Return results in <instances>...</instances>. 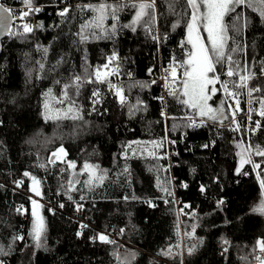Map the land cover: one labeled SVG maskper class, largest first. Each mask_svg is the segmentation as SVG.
Listing matches in <instances>:
<instances>
[{"label": "trees", "instance_id": "1", "mask_svg": "<svg viewBox=\"0 0 264 264\" xmlns=\"http://www.w3.org/2000/svg\"><path fill=\"white\" fill-rule=\"evenodd\" d=\"M151 2L32 0L40 9L28 15L33 31L2 41L0 264H251L264 240V212L254 210L264 192L256 154L264 150V16L247 3L225 15V52L235 63L216 64L212 98L225 118L203 119L180 97L191 9L186 0H154V19L133 23L132 5ZM101 3L127 6L109 8L101 22L86 7ZM163 65L180 78L170 84L169 74L161 94L151 77ZM241 75L251 77L243 87ZM33 177L45 224L39 241Z\"/></svg>", "mask_w": 264, "mask_h": 264}, {"label": "snow or ice", "instance_id": "2", "mask_svg": "<svg viewBox=\"0 0 264 264\" xmlns=\"http://www.w3.org/2000/svg\"><path fill=\"white\" fill-rule=\"evenodd\" d=\"M188 7L191 9V17L187 24V44L191 45V51L187 53V59L183 62V79L181 81L182 85V95L187 97V99L183 100V103L189 105L194 109L199 110V114L201 116L210 115V118L215 120L219 117L216 115V110L212 109L207 105V101L210 98L208 95V86L215 85L218 76L215 75L216 72V64L221 63L223 60L227 59L230 64H234L235 62L232 60V56L228 55L225 52V47L228 43V26L224 23V17L229 12L234 11L235 7L238 5L249 4V6H253L255 4L260 10L261 16H264V0H186ZM22 3L27 7V11H22L20 13L19 19H24L28 15H30L33 11H40L39 8L32 7V0H22ZM127 5H107L101 3L98 6L88 5L86 7L92 8L94 11H99L101 13L99 19L102 22L104 19V13L111 8L113 15L117 9V7H125ZM132 7L138 8L133 23L139 22L143 17L148 16L150 19H154L151 13L147 11L148 9L154 8V0L151 3H139L133 4ZM13 10L11 8H5L2 4H0V20L7 21L8 16H4V13H8L12 19H16L17 17L12 14ZM68 12V8H65L59 14L64 16ZM241 17H237V20H240ZM100 27L98 23L96 25ZM203 27V30L207 33V41L206 44L201 36L200 28ZM23 32L15 33L17 35H23L25 33H30L33 31V28L30 24L24 23L22 25ZM241 29L236 25H233V31H240ZM183 46V45H182ZM238 48L230 49L231 52L238 51ZM215 59V63L213 62ZM238 66V65H237ZM106 67V66H105ZM213 75H209V74ZM236 73L233 71L232 67H229L227 72L228 76H233ZM172 76L173 80L176 79V69L172 67ZM97 78L99 79V70L97 71ZM250 76L241 75L239 77L242 82L239 87L244 86V82L250 79ZM79 79V77H77ZM168 85H166L167 87ZM236 86V85H234ZM67 87V86H65ZM225 92L228 95L235 96V93L229 92L227 83L222 84ZM259 89H252V91H258ZM213 93H215L216 89L213 87L211 89ZM171 95H176V91H170ZM251 94V93H249ZM95 95V93H94ZM121 100L123 101V97L121 96ZM239 105V101H237V106ZM261 107L264 109V101H261ZM221 112L223 109L220 110ZM235 112L233 113V116ZM261 116H264V111L260 112ZM259 127V124H257ZM63 152L61 148L59 150ZM257 155L264 156V151H257ZM53 155H56L53 153ZM245 161H242L244 163ZM250 162V161H247ZM74 166V165H70ZM91 167L90 165H85V168ZM254 168L259 167V165L254 164ZM239 171V169H237ZM25 175H29L25 173ZM33 179L34 187L31 189L37 196L41 195L38 185L39 181ZM99 179H103L100 177ZM261 187L264 188V180H261ZM203 190V189H202ZM220 203H223L222 201ZM33 204L38 208L41 207L37 204L36 201H33ZM63 205H61L62 207ZM261 212H264V201L261 202V206L258 209ZM33 216L35 217L33 222V233L34 237L37 241L41 239L45 232V224L43 217L40 216L36 211H33ZM82 227H87L86 225H82ZM99 239L104 242L112 243L113 241H109L108 238L101 234ZM227 243V241H225ZM259 248L262 252H264V240L257 241ZM39 246V245H38ZM191 252L192 249H189ZM168 254V253H165ZM134 255V254H133ZM260 260V257H257ZM264 264V261H262Z\"/></svg>", "mask_w": 264, "mask_h": 264}, {"label": "rangeland", "instance_id": "3", "mask_svg": "<svg viewBox=\"0 0 264 264\" xmlns=\"http://www.w3.org/2000/svg\"><path fill=\"white\" fill-rule=\"evenodd\" d=\"M0 3L1 4H3L1 1H0ZM4 6H6L7 8H11L12 10H13V13H14V15L17 17L16 19H15V22H14V24H13V27H12V31H11V33L10 34H14L15 32H17V31H19V32H23V28H22V25L24 24V23H28V24H30V22H29V18H30V16H27V17H25L24 19H19V16H20V13L22 12V11H27L28 9H27V7L25 6V4L22 6V7H12V6H10V5H5V4H3ZM32 7L33 8H35V6H33L32 5ZM19 8H22V9H19ZM16 23V24H15ZM33 25V24H32ZM31 25V26H32ZM200 32H201V36H202V38H203V40H204V42L207 44L208 43V41H207V33L203 30H201V28H200ZM187 35H188V33H186V36H185V38H184V40L186 41V43H187ZM188 45V52H190L191 51V45H189V44H187ZM188 57H186V59H187ZM213 62L215 63V59H213ZM176 69V79L175 80H178L180 77L177 75V68H175ZM107 70H109L108 72H111L112 71V68L110 69H107ZM105 74V73H104ZM104 74H102V73H100V76H104ZM170 84H172L173 82H174V80H173V76H172V68H171V70H170ZM209 75H213V74H209ZM183 79V78H182ZM216 84V83H215ZM213 87H215V89H216V85H209L208 86V95H209V99H208V101H207V105L209 106V107H211L212 109H214V110H216L215 108H214V104H215V102L213 103V101H212V98H213V96H214V94L216 93V91H217V89H216V91H215V93H213L212 91H211V89L213 88ZM180 97H181V100H182V102H183V100H185V99H187V97H184L183 95H182V86H181V90H180ZM185 104V103H184ZM218 105V104H217ZM185 106L188 108V109H190L192 112H193V114H194V116L195 117H200V118H210V115H206V116H201L200 114H199V110L198 109H194V108H192V107H190L189 105H187V104H185ZM226 107H227V104H226ZM227 112L228 113H230V112H232V111H230L228 108H227ZM218 112H216V114H217ZM230 115H231V113H230ZM232 116V115H231ZM235 120V117L234 116H232V121H234ZM262 151H264V150H262ZM247 153V152H246ZM238 154H239V158L241 159V160H244V156L242 155V153L241 152H238ZM245 158H247L246 156H245ZM33 187H34V185H33ZM38 196H36L35 195V197H33L34 198V200L37 202V204L38 205H41V203H40V201H39V199L37 198ZM261 198H262V201H264V192H262L261 191ZM33 211H36L40 216H41V211H40V207H36L34 204H33V202H32V214H33ZM34 219H35V217L33 216V222H34ZM32 230H33V223H32ZM33 235H34V233H33Z\"/></svg>", "mask_w": 264, "mask_h": 264}, {"label": "built area", "instance_id": "4", "mask_svg": "<svg viewBox=\"0 0 264 264\" xmlns=\"http://www.w3.org/2000/svg\"><path fill=\"white\" fill-rule=\"evenodd\" d=\"M13 13V12H12ZM14 15V13H13ZM170 69L168 66H160L159 70L157 73H155L151 77V83L154 86L159 87L160 89H163V92L161 91V94H164L165 89H166V78L169 75ZM234 107L233 102H228V109L232 111ZM231 113V112H230ZM248 118V124L250 126H255L257 124V120L254 116H247ZM108 240L112 241L115 236L114 235H109L108 234ZM120 249L122 248V245L119 247ZM257 257H260L261 259L258 260ZM248 258L251 260V264H262V261H264V252L260 250V248L255 249L251 254L248 255Z\"/></svg>", "mask_w": 264, "mask_h": 264}, {"label": "water", "instance_id": "5", "mask_svg": "<svg viewBox=\"0 0 264 264\" xmlns=\"http://www.w3.org/2000/svg\"><path fill=\"white\" fill-rule=\"evenodd\" d=\"M1 4V3H0ZM3 5V4H2ZM4 6V5H3ZM5 8H7L6 6H4ZM13 14V13H12ZM4 16H8V20L5 22V21H2L0 20V55H1V52H2V41L10 35L11 31H12V27H13V24L15 22V19H12L8 13H4L3 14ZM219 118L218 120H223L225 118V114L223 112H218L216 114ZM53 153H55L56 155H53ZM64 151L63 152H60L59 150L57 151H54L52 152L49 156H48V160L50 163H53L54 161L58 160L60 161L63 156H64Z\"/></svg>", "mask_w": 264, "mask_h": 264}, {"label": "crops", "instance_id": "6", "mask_svg": "<svg viewBox=\"0 0 264 264\" xmlns=\"http://www.w3.org/2000/svg\"><path fill=\"white\" fill-rule=\"evenodd\" d=\"M201 30L203 31V27L201 26ZM170 73V72H169ZM215 109H216V112H218L219 110L216 108V107H214Z\"/></svg>", "mask_w": 264, "mask_h": 264}, {"label": "bare ground", "instance_id": "7", "mask_svg": "<svg viewBox=\"0 0 264 264\" xmlns=\"http://www.w3.org/2000/svg\"><path fill=\"white\" fill-rule=\"evenodd\" d=\"M161 91L163 92V89H161ZM229 102H232V101H229ZM227 108H228V102H227Z\"/></svg>", "mask_w": 264, "mask_h": 264}]
</instances>
